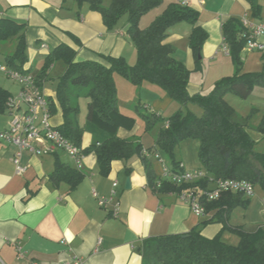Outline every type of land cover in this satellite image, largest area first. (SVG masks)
Segmentation results:
<instances>
[{
    "label": "crops",
    "instance_id": "0c3cea01",
    "mask_svg": "<svg viewBox=\"0 0 264 264\" xmlns=\"http://www.w3.org/2000/svg\"><path fill=\"white\" fill-rule=\"evenodd\" d=\"M177 1L180 0H161L160 5L149 11L157 14L169 2ZM110 2L102 0L101 4L106 7ZM258 3L259 15L255 16L247 0H189V5L198 12L197 23L207 33L199 63H196L188 43L191 24L179 21L167 29L165 42L173 46V56L190 70V93L203 92L204 76L212 84L224 74L233 73L234 63L225 50L221 24L231 16L240 21L246 18L252 23L264 20V0H258ZM0 17L26 23L24 35L27 60L23 68L34 77L39 75L45 55L59 44L73 48L77 59L104 62L103 56L112 55L124 57L130 65L136 61V49L125 33L126 19L121 23L120 18L112 29H107L101 14L91 9L86 2L78 5L75 0H0ZM259 39L264 42V38ZM2 42L7 44V49L3 50ZM15 42L16 37L0 42V64H3V55L14 52ZM261 55L260 50H247L243 47L242 71L263 69ZM56 67L57 62H53L46 74L39 76L43 95L54 101L58 76L50 80L47 75ZM60 68H65L64 62ZM192 73H199L200 76L192 81ZM115 75V85L119 81L122 86L121 80H118L120 76ZM125 83L128 84L124 86L132 91V98L135 92L140 97V89H144L147 95L144 100L150 104L140 110L143 114L153 111L170 115L180 108L177 101L154 83L143 82L137 88L128 80ZM0 86L9 91V97L17 96L18 83L14 87ZM84 98L82 94L77 99V120L84 128L81 139L83 148L101 140L105 135L98 126L87 121V103L85 117L82 119ZM133 103L129 104L130 109H126L122 107L125 104L120 106L117 101L119 110L132 117V120H121L117 134L121 138L140 143L144 150H153L156 148L158 131L166 123L159 124V119L147 124L144 115L133 108ZM38 118L40 121L41 112ZM10 119L11 113L5 106L0 111V131L8 126ZM49 122L52 125L62 122L57 103ZM195 144L198 146L196 140ZM195 144L192 152L196 148ZM175 150L176 147L173 157L183 169H202L198 158L193 159L192 155L191 161H185L182 153ZM15 151L13 144L0 139V264H58L71 262L75 258L80 260L78 264H142L138 246L147 237L186 233L192 228H198L205 237L220 234L222 240L235 244L238 237L232 232V227L238 226L246 231L264 227V195L259 200L255 196H244L249 198L248 203L233 207L220 221L216 220V207L207 210L204 216H196L188 204L179 198L178 193L154 189L151 176L158 178L173 165L169 155L162 149L156 148L152 153L145 151V157L139 153L127 160L113 159L107 174L100 171L95 152L87 151L80 169L84 176L74 188H70L65 181L54 182L50 178L56 160L76 168L65 151L59 149L53 153L33 155L23 150L20 164L25 170L20 173L12 161ZM205 187H213V182L209 180ZM92 190L101 196H111V199L100 206ZM113 190L115 192L112 194ZM207 219L211 220L205 221Z\"/></svg>",
    "mask_w": 264,
    "mask_h": 264
},
{
    "label": "trees",
    "instance_id": "16d2710c",
    "mask_svg": "<svg viewBox=\"0 0 264 264\" xmlns=\"http://www.w3.org/2000/svg\"><path fill=\"white\" fill-rule=\"evenodd\" d=\"M75 1L78 5L86 2L91 9L98 11L107 29H112L126 15L125 33L136 49V61L130 65L124 57L112 55L103 56L104 62L77 59L76 51L65 44L50 50L35 78L39 84V76L46 74L53 62L62 60L65 63V70L55 83L56 101L47 99L50 116L56 110V103L61 110L62 122L54 125L56 128L80 147L83 153L94 151L98 167L104 174L108 173L113 159L127 160L139 153L145 157V151L152 153L156 148L169 155L173 162L170 170L176 171L181 166L173 157L175 144L184 138L197 140V155L207 176L191 184L177 185L162 176L157 178L152 175L153 187L159 191L178 193L187 186L206 188L210 177L246 179L264 188V154L254 149L255 140L249 133L248 118L238 116L224 99L228 92L246 97L253 86L264 87V68L252 72L242 71L241 50L246 36L243 35L245 27L240 19L231 16L221 24L224 43L234 63L233 73L215 80L207 93H190V70L173 56L174 48L165 39L167 29L172 24L189 22L191 32L188 43L196 63H199L207 33L197 23L198 12L194 8L180 1L169 2L148 25L141 27L138 24L139 17L160 5L161 0H111L106 7L102 6V0ZM247 1L252 14L258 16V0ZM25 26V22L0 17V42L16 37L14 52L3 55V61L8 67L23 72L27 71L23 68L27 60ZM261 59L264 65V49ZM114 74L135 85L154 83L180 104V108L165 119L166 126L158 131L155 149L144 150L140 143L118 136L117 127L121 120H132V117L123 114L118 108ZM82 94L88 99L87 121L98 126L101 133L105 132L101 140L85 148L81 147L84 128L77 120V99ZM9 96V91L0 86V111L5 109ZM189 104L201 107L202 113L198 116L189 109L184 110L183 107ZM143 115L147 124L163 120L160 114L153 111ZM255 130L264 137V112ZM147 171L150 172L149 167ZM83 176V171L60 160H56L50 173L52 181H65L70 188H74ZM157 181H160L158 187ZM248 201L249 198H245L241 192H224L218 198L207 201L205 207L206 210L216 207V220L221 221L230 209L237 205L245 206ZM231 230L238 237L235 244L225 242L220 234L205 237L198 228L186 233L147 237L138 246L142 264H264V227L246 231L235 226Z\"/></svg>",
    "mask_w": 264,
    "mask_h": 264
},
{
    "label": "built area",
    "instance_id": "2783aa9c",
    "mask_svg": "<svg viewBox=\"0 0 264 264\" xmlns=\"http://www.w3.org/2000/svg\"><path fill=\"white\" fill-rule=\"evenodd\" d=\"M182 4H189V0H180ZM245 30L243 35L246 36L244 47L247 50L264 49V42L259 38H264V20L252 23L246 18L241 20ZM225 50L228 51L227 47ZM0 71L8 78L19 84V91L16 97H9L6 102V108L11 113V119L8 126L0 131V139L6 140L16 147L12 157L18 173L23 172L25 167L20 164V156L23 150L31 152L33 155H42L53 153L56 150L65 151L74 161L77 169L82 168V159L84 153L81 148L75 145L66 137L58 128L49 122L50 113L48 111V102L43 95L40 85L36 78L17 69L0 64ZM41 112V119L39 118ZM158 156L157 154H154ZM207 176L206 171L201 168L195 170H185L182 167L176 171L170 169L162 175L177 185L191 184ZM213 187L202 188L199 186H187L178 192L179 198L188 204L196 216H204L207 213L205 203L218 198L224 192H241L244 196L254 195V185L246 179L237 178H218L212 179ZM116 182L113 183V186ZM160 185L157 181L156 186ZM115 191H112V194ZM100 206L105 205L111 196L98 195L92 190ZM116 213V209L114 210ZM264 221V213H263ZM19 251L20 248H19ZM80 260L75 258L71 262H61L58 264H78Z\"/></svg>",
    "mask_w": 264,
    "mask_h": 264
},
{
    "label": "rangeland",
    "instance_id": "374dc122",
    "mask_svg": "<svg viewBox=\"0 0 264 264\" xmlns=\"http://www.w3.org/2000/svg\"><path fill=\"white\" fill-rule=\"evenodd\" d=\"M159 13L160 12H158L157 14H159ZM150 14H151V16H150ZM157 14H153L151 11H148L147 13L141 15L138 19V24H140L139 26L145 27L154 19V17ZM125 19H126V15H123L121 17L120 22L123 23V20H125ZM2 45H3V50L7 49V44L2 42ZM0 56H1V53H0ZM55 62H57V67L54 70H51L50 73H48V75H47V76H49L50 80L61 75L65 70V68H63V69L60 68V66L62 65V62H63L62 60H56ZM1 63L5 64L3 61V56H2V62ZM115 76H120V75L116 74ZM191 76H192V81H195L196 78H198L200 76V74L199 73H192ZM121 77L122 76L118 77L119 78L118 80H121L122 86H120V83L118 80H117L118 82L116 83V85H117L116 86L117 101H119L120 106L125 104V106H122V107H124L126 109L129 108L130 103L134 102L133 104L135 106L133 107V105H132V107L135 108L136 112L139 111L140 113L143 114L144 112L140 111V110L142 108L144 110V105L150 104L149 101L144 100V99H147V95L144 93L145 92L144 89L142 87H140V88H142V89H140L141 90L140 91L141 96L138 97V94L135 92V93H133V98H132V96H130V92L132 93V91H130V89H128V87L124 86V84H128V83H125L126 79L125 78L122 79L123 77L122 78ZM203 83H204V86H203V92L202 93L209 92L213 86V83L211 84L210 80L209 81L207 80V76H204ZM14 84L16 85V83L12 79L6 77L0 71V85H10V87H14L15 86ZM131 84H133V83H131ZM129 86H131V85H129ZM137 87H138V85H135V88H137ZM224 99L230 105V107L236 112V114L238 116L248 118L249 133H250L251 137L255 140L254 149L256 151H260L264 154V137L255 130L256 123L258 124L257 121L260 120L262 113L264 112V87L259 86V85L253 86L250 93L246 97H241L238 94H235L233 92H228L224 95ZM82 102L84 105L82 108L81 115H82V119H84L85 112H86V103H87L86 98H84L82 100ZM183 109L184 110L189 109V110L193 111L198 116L202 113L201 107H199L196 104H189L186 107H183ZM160 115L163 118V120L159 121V124L161 122L166 123L165 119L168 116H170L171 114L170 115L160 114ZM196 142H197V140H196ZM194 144H195V139L184 138L175 144V147H176L175 151H177V153L181 152L183 155L182 157L185 159V161L186 160L191 161L192 155H193V159L198 158L197 157L198 156L197 155L198 154V146L196 144H195L196 148H193V152H192V146H194ZM198 162L200 163V166L202 167V169H204V166L201 164L199 158H198ZM263 195H264V188H261L259 185H254V195L253 196H255L257 198V200H259Z\"/></svg>",
    "mask_w": 264,
    "mask_h": 264
},
{
    "label": "water",
    "instance_id": "95a60500",
    "mask_svg": "<svg viewBox=\"0 0 264 264\" xmlns=\"http://www.w3.org/2000/svg\"><path fill=\"white\" fill-rule=\"evenodd\" d=\"M199 57H200V56H199ZM128 183H129V180L126 181V184H128Z\"/></svg>",
    "mask_w": 264,
    "mask_h": 264
}]
</instances>
